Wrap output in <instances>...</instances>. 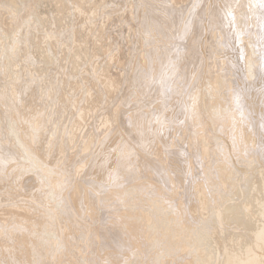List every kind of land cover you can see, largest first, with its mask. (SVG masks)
Returning a JSON list of instances; mask_svg holds the SVG:
<instances>
[{
  "label": "bare ground",
  "instance_id": "bare-ground-1",
  "mask_svg": "<svg viewBox=\"0 0 264 264\" xmlns=\"http://www.w3.org/2000/svg\"><path fill=\"white\" fill-rule=\"evenodd\" d=\"M0 195V264H264V0H0Z\"/></svg>",
  "mask_w": 264,
  "mask_h": 264
},
{
  "label": "rangeland",
  "instance_id": "rangeland-1",
  "mask_svg": "<svg viewBox=\"0 0 264 264\" xmlns=\"http://www.w3.org/2000/svg\"><path fill=\"white\" fill-rule=\"evenodd\" d=\"M121 3H122V0H121ZM148 7H150V6H148ZM122 19V18H121ZM122 21V20H121ZM71 23H74V22H71ZM119 23V24H118ZM121 23H120V21H118V22H116L115 24H114V26L112 25L111 26V30H113V31H111V33H112V36H114V37H117V38H119V37H123V36H125V26H123V25H125V22H123V27L122 28H120V27H118V26H121L120 25ZM72 25V24H71ZM117 25V26H116ZM116 27V28H115ZM68 28V26L66 27V29ZM118 29H120V30H118ZM116 30V31H115ZM116 35V36H115ZM139 39L136 37V39L134 38V40H133V45H136L137 44V42L139 43L140 42V40L138 41ZM135 41H136V43H135ZM146 48H148L147 46H146ZM123 67H125V66H123ZM128 68V66H126L125 68H124V70H126ZM128 89H132V88H127L126 90H124V91H121L120 93H119V95H121L122 93H125ZM44 96H45V94H44ZM40 101H42V99H40ZM50 107V106H49ZM48 109V108H47ZM58 116V113H56L55 114V118L54 119H56V117ZM121 138V137H120ZM120 141H122L121 139H120ZM73 151V150H72ZM10 189V188H9ZM8 189V190H9ZM5 196V195H4ZM0 197H1V195H0Z\"/></svg>",
  "mask_w": 264,
  "mask_h": 264
}]
</instances>
